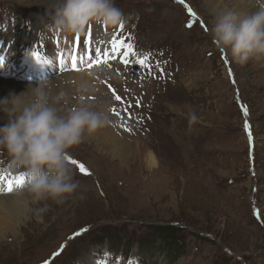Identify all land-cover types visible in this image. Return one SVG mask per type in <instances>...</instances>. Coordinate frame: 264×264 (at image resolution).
Wrapping results in <instances>:
<instances>
[{
	"label": "rangeland",
	"instance_id": "obj_1",
	"mask_svg": "<svg viewBox=\"0 0 264 264\" xmlns=\"http://www.w3.org/2000/svg\"><path fill=\"white\" fill-rule=\"evenodd\" d=\"M50 2L0 0L2 42L8 36L36 47L48 36L47 55L54 61L62 53L66 64L61 71L52 63L49 75L55 90L71 96L68 107L78 103V89L86 84L92 89L86 100L119 115L111 111L110 124L69 150L91 174L71 165L80 188L63 204L33 205L26 182L11 194L0 192L20 194L27 208L19 218L0 210V264H91L104 252L138 264H264V62L240 65L211 36L220 12L247 14L264 0H114L124 28L87 25L100 34L93 47L110 49L113 37L131 36L136 52L151 57L145 66L132 57L128 66L116 60L91 69L78 61L79 71L72 70V56L87 60V52L76 51L77 34L44 28ZM72 72L76 82L62 78ZM7 160L0 153V163ZM3 172L8 169L0 166ZM43 203L49 211L39 223L31 209ZM153 226L176 228L182 252H165L168 237L152 235ZM114 235L121 245L108 248L106 238ZM146 238L152 243L143 254L139 242Z\"/></svg>",
	"mask_w": 264,
	"mask_h": 264
},
{
	"label": "clouds",
	"instance_id": "obj_2",
	"mask_svg": "<svg viewBox=\"0 0 264 264\" xmlns=\"http://www.w3.org/2000/svg\"><path fill=\"white\" fill-rule=\"evenodd\" d=\"M42 17H47L43 22L47 31L77 35L91 23L116 27L124 23L114 0H51ZM211 36L213 43L240 65L250 60L264 62V3L247 14L220 12ZM91 90L82 84L79 101L73 107H68L69 93L55 90L50 79L0 98V153L6 152L8 157L0 166L23 173L33 205L49 200L63 204L80 188L68 160L69 150L82 143L86 134L111 123L109 105L85 99ZM31 211L37 222L44 223L49 205L43 203Z\"/></svg>",
	"mask_w": 264,
	"mask_h": 264
},
{
	"label": "snow or ice",
	"instance_id": "obj_3",
	"mask_svg": "<svg viewBox=\"0 0 264 264\" xmlns=\"http://www.w3.org/2000/svg\"><path fill=\"white\" fill-rule=\"evenodd\" d=\"M180 3H184V0H179ZM187 7V5H185ZM187 11L194 17L195 13L190 7H187ZM193 26L192 23H188L187 27L191 28ZM121 31L124 28V23H121L119 25ZM93 30L91 26L88 29V36L86 39L82 40L80 39L79 35H77L76 38V45L75 49L77 52L83 51L85 49L86 45L91 44V40L93 39ZM132 40V37L129 36L126 39H117L116 37H113L110 41L111 48L110 49H90L87 53V60H85L84 56H79L77 54H73L72 56V70L79 71L80 69L77 67V63L79 61L80 64H85L88 69L93 68L94 66H108L111 67V62L119 60L120 63H122L124 66H128L132 60V57H136V63H138L141 66L147 65V62L149 61L151 57V53H143L142 55L138 54L135 50L134 44H132L130 41ZM59 41H56V45L58 46ZM39 48H44V44H40L38 46ZM30 55L37 61L42 62L45 64H52L54 61L52 59H49L47 56L42 55V53L38 50L32 51ZM53 55H57L55 52ZM59 60V67L61 71L66 70V64L63 58V54L60 53L58 55ZM3 65V58L0 57V66ZM159 67V65H157ZM229 75H231V70L229 69ZM108 87L111 89L113 96L115 100L121 101L122 97L117 95L115 92V89H112L111 85H108ZM137 105H139V101L136 102ZM113 113L116 115H119L118 112H116L115 108L111 109ZM242 111L245 116H247V108L242 106ZM124 127V125H121ZM245 130L248 134L249 140L251 141V129L250 125L248 124L247 120H245L244 124ZM126 131H131L130 128H125ZM69 163L75 167L78 168L79 172L85 175H90L89 169L78 160L72 158L71 156L68 157ZM0 182L5 184V187L0 188V192H8L11 193L14 188H20L22 187L26 182V177L23 175V173H20L19 175L15 177H9L6 175H0ZM254 214L257 216L258 219H260V213L258 210H254ZM87 228L81 229L79 232L74 233L75 236L81 235L83 232H86ZM72 237V238H74ZM71 239V238H70ZM63 245L61 246V249L59 251L63 250ZM59 251L57 253H54V255H59ZM45 264H49L48 261H45ZM91 264H138V261L135 258H129L127 261H123L120 257H113L111 253L104 252V254L93 260Z\"/></svg>",
	"mask_w": 264,
	"mask_h": 264
},
{
	"label": "bare ground",
	"instance_id": "obj_4",
	"mask_svg": "<svg viewBox=\"0 0 264 264\" xmlns=\"http://www.w3.org/2000/svg\"><path fill=\"white\" fill-rule=\"evenodd\" d=\"M19 27H21V26H19ZM99 35H100L99 31L97 32L96 30H93V36L95 39ZM87 36H88V33L84 32L81 35V37H82L81 39L84 40L87 38ZM46 37H48V36H45L43 38L42 43H40V44H44V47L47 48L48 47L47 44L49 43V41L47 43ZM2 38H3V36H2ZM25 39H27V38L25 37ZM32 40L34 41V39H32ZM22 42L23 43L21 45H19L18 43H15V42L13 43L9 40V37L6 36V42L3 43L1 40V35H0V52L6 51L5 53H6V55H8L10 57V59H16L17 58V61H19L20 63H23L25 65V69H27V72L25 73V75H23V76L17 75L15 73V71L10 68V66H9L10 63H9L8 58L0 55V57L3 58V65L0 66V98L6 97L9 93L19 94L23 91H26V89L28 88L29 85L35 86V84H30L28 82L32 78H36V79H38V81H40L41 79H50L51 80V77L49 75V71L53 68V64H56V63L59 64L58 57L56 60H54L53 64H45L42 62H37L30 55V53L32 51L38 50L42 53V55H45L50 59V56L47 55L46 49L39 48L38 46L40 44H38V45L36 44V47H34L33 46L34 44L32 45V43L29 42V40H22ZM93 43H94L93 40H91L90 46L86 45L85 49L83 51L88 52L90 49H95V47H93ZM96 44L97 43H95V45ZM39 68L41 70V71L39 70L40 76L38 75V70H37ZM43 68H45L47 71V72L45 71L46 75H44V76L42 75V74H44V70H42ZM41 72H42V74H41ZM62 78L73 79L76 82L77 81L76 78H78V76L72 72L70 74L69 73L65 74L64 77L62 76ZM51 81H52V84L55 83L54 80H51ZM92 84L94 85V83H92ZM0 122H2V121H0ZM149 160H150L151 164H154V159L152 157H149ZM4 175L12 177V175L10 173H6ZM24 200L25 199H23L20 194L11 195L9 197L8 196H6V197L0 196V210L5 209V210L9 211L12 215H14L16 218L24 217L26 209H27L25 206Z\"/></svg>",
	"mask_w": 264,
	"mask_h": 264
},
{
	"label": "trees",
	"instance_id": "obj_5",
	"mask_svg": "<svg viewBox=\"0 0 264 264\" xmlns=\"http://www.w3.org/2000/svg\"><path fill=\"white\" fill-rule=\"evenodd\" d=\"M150 229H152V235L158 237H162L163 239L168 237L166 240V242L163 243L164 248H165V252H170L172 254H178L180 252H182L183 248V243H180L179 241L175 240V232H177L178 230L172 226H164V227H159V226H153ZM107 239V247L109 248V245H121V241L122 238L120 237H116L115 235L113 236V238ZM148 240V241H147ZM141 245V248L143 249V254H148V252L150 251V246H151V242H149V239H143L141 242H139ZM124 247H126V245H123ZM168 255V256H170Z\"/></svg>",
	"mask_w": 264,
	"mask_h": 264
}]
</instances>
